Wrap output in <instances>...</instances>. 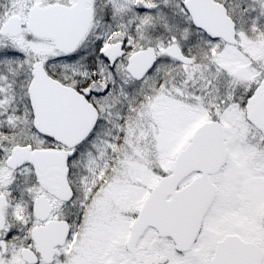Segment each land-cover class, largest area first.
Listing matches in <instances>:
<instances>
[{
    "label": "snow or ice",
    "instance_id": "snow-or-ice-1",
    "mask_svg": "<svg viewBox=\"0 0 264 264\" xmlns=\"http://www.w3.org/2000/svg\"><path fill=\"white\" fill-rule=\"evenodd\" d=\"M0 264H264V0H0Z\"/></svg>",
    "mask_w": 264,
    "mask_h": 264
}]
</instances>
